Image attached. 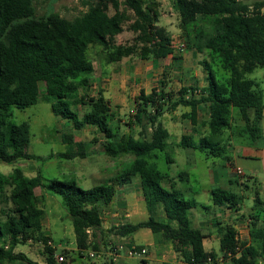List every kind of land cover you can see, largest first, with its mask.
<instances>
[{
    "label": "trees",
    "instance_id": "obj_1",
    "mask_svg": "<svg viewBox=\"0 0 264 264\" xmlns=\"http://www.w3.org/2000/svg\"><path fill=\"white\" fill-rule=\"evenodd\" d=\"M35 1L0 0V162L32 157L27 151L28 123L15 124L9 117L13 106L26 108L36 104L41 93L52 103L53 112L71 120L76 129L96 127L104 136L101 147L105 154L113 158L131 154L134 158L114 178L91 188L81 187L76 179H46L41 172L28 176L21 167L0 172V203L9 199L12 204L9 212L4 211L6 218L0 213V264H40L14 250L19 243L31 239L43 240L47 262L56 263L55 248L49 244L51 237L43 230L46 211L37 193L40 187L62 196L73 222L80 257L86 256L88 249L117 246L101 234L126 237L141 228H150L156 237L172 244L185 264H264V200L256 180H231L253 190L250 239L241 240L231 223L219 222L220 252L208 251L204 245L206 233L194 226L190 217L199 202L185 198L177 181L160 170L156 161L159 153L167 149L170 138L160 117L179 106L192 108L184 116L192 117L195 124L198 105L208 104L207 133L198 139L184 135L179 142V146L200 150L207 158L232 162L234 140L253 145L263 136L264 90L250 74L264 68V0H175L186 46L200 53L210 50L211 60L202 61L206 85L173 92L161 81L160 88L155 87L148 94L142 91L132 122V126L141 128L138 137L133 133L120 134V126L112 122L116 115L102 92L90 96L81 89L91 86L93 46H102L104 58L110 63L133 55L161 59L174 54L172 36L155 32L160 11L152 6L154 1L83 0L87 9L73 18L53 9L38 16ZM110 8L114 9L113 14ZM129 10L134 12L130 27L136 33L135 43L119 44L117 35L131 19ZM80 105L88 107L82 116L75 109ZM63 141L67 149L57 156H89V142L75 141L71 133L64 134ZM96 141L97 137L92 143ZM167 161L172 162L173 158L167 156ZM137 175L149 217L105 230L104 209L112 203L118 187ZM180 177H189V173L181 172ZM211 195L215 205L227 204L237 210L245 198L239 191L221 187L212 189ZM98 235L103 241H98ZM62 254L66 256L62 264L74 262L66 250Z\"/></svg>",
    "mask_w": 264,
    "mask_h": 264
},
{
    "label": "rangeland",
    "instance_id": "obj_2",
    "mask_svg": "<svg viewBox=\"0 0 264 264\" xmlns=\"http://www.w3.org/2000/svg\"><path fill=\"white\" fill-rule=\"evenodd\" d=\"M122 1V0H121ZM148 2L154 1L152 6L160 11V16L162 15V28H155L156 33H163V29L170 28L169 34L172 36V39L182 40V29L180 27V17L179 10L176 6L175 0H147ZM253 2L254 0H247ZM158 2V5H157ZM162 5V6H161ZM124 7V6H123ZM36 15L44 16L48 14L52 9L56 12H59L61 15L67 18H73L76 15H79L87 9V6L83 4V0H36L35 1ZM110 14L114 13V9L110 8ZM131 19L126 21L124 24V30L119 35H117L116 41L119 44H133L135 43L136 33L130 27L131 22L134 18V12L129 10ZM168 19V22H166ZM141 46V45H140ZM93 60L96 62L98 68L102 64L106 63L104 58L105 51L102 49V46L96 45L93 46L90 50ZM201 60L208 59L211 60V53L209 49H205L204 52L199 54ZM179 61V59H175ZM195 64L199 66L198 62L194 60ZM147 61H142L138 55H133L128 63L121 64L115 63L113 67L115 68L113 72L117 75L122 74V76L127 77L136 71H145L147 66ZM104 66V65H103ZM170 66L166 71H161L158 76L159 80H155L153 86L156 88L161 87L162 79H171L175 73L179 72L178 80L182 82V79H186L181 76L182 66L177 67L176 65ZM102 67V66H101ZM172 67V68H171ZM203 69V67H202ZM214 69L219 71L218 66H214ZM110 74L111 70L108 71ZM224 75V71L222 72ZM220 75V73L218 74ZM251 77L258 79L261 82L262 88L264 89V68L256 69ZM179 81V82H180ZM131 84V83H129ZM151 85V84H150ZM132 87L128 89V97L124 104H121L119 107L115 108L113 111L116 115L112 121L114 125L120 126V134L133 133L135 136H139L141 128L139 126L133 125L134 114L136 113V104L135 98L131 95ZM134 91V90H133ZM82 93L88 95H97L98 89L90 87L88 90L81 89ZM132 96V97H130ZM75 109L82 116L84 111L88 109L87 106H77ZM184 107H179L177 115L167 113L163 118L165 123L172 125L173 123H180L182 131V126L184 119L181 117V113ZM11 116L9 117L10 122L15 124L28 123L30 129V143L28 146V153L32 156L29 159L21 158L12 163L0 162V172L9 173L15 167H21L24 170H27L28 175H36L38 172H41L46 179L50 178H59L63 180L76 179L79 185L83 188H91L99 183L106 182L111 178H114L120 169L125 163L130 162L134 156L131 154L124 155L119 158H113L102 151L101 143L104 139V136L98 132L96 127L85 126L82 129H76L73 125V122L69 119L57 116L52 109V103L46 101L43 98V93L40 94L39 100L36 104H33L26 108H19L16 106L12 107ZM167 125V126H168ZM169 127V126H168ZM170 129V127H169ZM178 131V133H180ZM66 133L73 134L75 141H84L89 142L90 144V154L86 158H74V159H65L57 156L59 152L65 151L67 145L63 141V135ZM183 132L180 133V137ZM97 137L98 141L94 144L92 140ZM169 145L164 152L159 153V158L156 160L157 165L160 170L171 175H177L178 181L180 184V189L183 190L184 196L187 199L196 198L203 203V205L198 204L197 208H194V212L190 213V217L193 221V224L196 227L204 226L206 228L207 222L203 220L204 217L211 219L216 216L219 209H216L214 203L211 204V208H205L209 196L206 191L203 189L202 184L210 178V172L214 169H219L213 165V161H216L217 164L224 162L221 158L212 157L210 159H205V154L200 150H192L191 148H186L182 146H176L177 139L175 136L169 138ZM167 156H171L176 159V162L167 161ZM193 157L195 160V167H191L188 161V158ZM210 166V167H208ZM210 168V169H209ZM185 170H190L191 176L190 180L187 181L186 178H181L180 173ZM32 173V174H31ZM94 173V174H92ZM240 176L238 173L235 176V179ZM139 178V176H137ZM140 179V178H139ZM136 177L134 179V182ZM242 188V189H241ZM235 191L244 193L245 198L243 201V214L241 216L250 217L249 214L252 212L253 206V190L243 187V186H233ZM198 194H194V192ZM10 192V190H8ZM37 193L41 196L42 202L41 205L46 211V215L43 221H45V227L52 236L54 241L55 253L58 255L62 254L66 250L69 257L71 255L75 258L73 264H86L90 263V258L88 259L87 254L89 249L86 252V256L80 257L78 254V247L76 241V234L73 226L71 217L68 214L67 209L63 204V198L59 193L49 191L45 187L37 188ZM263 197V196H262ZM136 209L133 210V218L130 222L136 223L142 220H145L149 217V212L147 211L145 201L142 200V194L139 192L136 197ZM12 207L11 201L9 199L0 203V213H2L3 218H6L4 211H10ZM3 210V211H2ZM204 216H203V215ZM201 225V226H200ZM106 238V240L111 243L129 245L133 244L123 239L121 236L116 234H101ZM109 235V236H107ZM98 241H103L98 235ZM239 236H241L239 234ZM108 237V238H107ZM132 241L136 243H147L149 241H154V245L143 244L148 248V257L149 259L143 261L141 257L130 258L128 264H171L163 260H169L176 255V264H179L178 261H181L179 255L174 250L171 243L165 241L161 237H156L150 228H141L134 234L129 236ZM216 248H220V243L216 242ZM16 248L18 251H27L30 253V256L37 261L47 263L46 257L48 256L45 248L44 241L41 239H31L27 243H19ZM71 254V255H70ZM125 258H122L117 264H121ZM160 260L162 262H160ZM24 262V261H23ZM19 262V263H23ZM183 262L181 261V264ZM25 264V263H23ZM56 264H61L56 263Z\"/></svg>",
    "mask_w": 264,
    "mask_h": 264
},
{
    "label": "crops",
    "instance_id": "obj_3",
    "mask_svg": "<svg viewBox=\"0 0 264 264\" xmlns=\"http://www.w3.org/2000/svg\"><path fill=\"white\" fill-rule=\"evenodd\" d=\"M179 17H180V13H179ZM162 18L163 16L161 15L158 22L154 26L155 28H162V21H161ZM166 22H168V19H166ZM180 22H181V18H180ZM163 30H164V33L171 31L170 28H165ZM172 43L174 47L173 55H169L161 59L141 58L142 61L148 62L146 66V70L136 71L135 73L129 76L130 79L122 76V74L117 75L115 72H113L115 71L114 70L115 68L113 67V65L115 63H121V64L128 63L132 56L124 57L122 60L118 62L110 63L106 61V63L108 64H102L101 65L102 67L100 66L99 68L96 65V62L93 60L94 61V72L91 75V80H90L91 86L90 87H93L94 89H98V94L90 95V96H98L99 93L102 92L103 96L109 101L112 111H115L116 107H119L121 104H124L127 97L129 96L128 89L129 87H132L131 95L133 96L135 95L134 98H135V104H136V100L140 96L141 92L144 91L146 94L150 93L155 88V86H153V84L155 83V80L156 81L159 80L158 74L161 71H166L172 65H174L173 68L176 65H178L177 67L182 66L180 77H185L186 79H182V82L178 80L179 72H177L174 74V76L171 79L167 80L164 78L160 80V81H165L167 90L177 92L178 90L184 87L193 86V87L202 88L203 86H205L206 85V73H205L204 66L202 64L203 60H201V58L199 57V54L201 53L195 49L188 48L187 46L183 50H180L179 48L181 44L185 43L184 38H182V40H177L173 38ZM175 59L177 60L179 59V61H176ZM194 60L198 62L199 66L195 64ZM110 70L112 72L111 74L108 72ZM166 74H167V71H166ZM256 80L261 85V82L258 79ZM179 107H177V109L175 110L165 111L160 117V120L168 128L170 132V137L175 136V138L177 139V142L175 144L176 146H179V142L184 135H193L195 139H198L200 138V136L206 134L208 128L205 125V123L209 118L208 104L198 105L195 124L192 121V117L184 116V114L189 113L192 110V108L182 106L184 107V109L181 113V117L182 119H184V122L182 126L183 127L182 131H180L181 129L180 123H173L172 125H168L165 123V120L163 118V116L167 115V113L177 115L178 113L177 111ZM239 123H243V121L239 119ZM167 125L170 127V129ZM262 128H263V136L253 145L241 143L240 141H237V140L233 141V147H231L232 162L224 161L219 164H217L216 161L212 162L213 165L214 166L217 165L219 169L211 170L210 178L206 181V183L202 184V186L204 187L203 189L206 191L207 195L209 196L208 201L206 203L207 205H205V208L210 209L211 204L213 203L212 195H211L212 189L218 188V187L225 188V189H229V188L233 189V186H235V184L231 183V180L235 179V176L238 173L236 171L237 168H241L244 173L242 175L238 173L240 176H238L237 179L240 180V182L246 181V179L256 180L258 182L260 196L264 200V111H263V118H262ZM178 131H180V133L183 132V134L181 135V138H179L180 133H178ZM168 145H169V141H168ZM205 159L206 161H208L207 159H210V158H207L205 156ZM174 161L176 162L175 158H173L172 162ZM188 161L192 168L195 167L196 163L193 157L191 158L189 157ZM24 171L27 174V170H24ZM185 171L189 173V177H184V178H186V180L189 181L191 172L190 170L189 171L185 170ZM28 176H35V175H28ZM137 176H134L131 182L121 187H118L117 193L112 203L104 209L103 228L105 230H109L113 226H118L125 222H130V220L133 218L132 216L134 215L133 210H135L137 207L135 197L139 192H141L142 200H144L141 179H139L140 177L137 178ZM171 176L175 179V181H177V186L180 188V184L177 179L178 176L173 175V174ZM135 177H136V180L134 182ZM194 194L196 195L198 194V192L196 191L194 192ZM196 200L199 202L200 205H203L201 201H199L198 199ZM252 201L254 204V198H252ZM214 206L216 209H219L218 213H216V216L212 217L211 219H207L206 217H204L203 220H201V222L203 221L207 222L206 228L204 226L200 227L204 230V232L207 235L206 238L204 239V245H205L206 250L220 252V250L216 248L217 246L216 242L220 243V235L218 233V223L219 222L231 223L237 229L238 236L239 234L241 235L239 236L241 240L250 239L251 220L249 217L241 216L244 212L242 203L239 204L238 210L234 207H229L227 204H223V205L214 204ZM194 210L195 209L193 208L191 212H194ZM44 227H45V221H43L44 233L51 237L50 241L53 242L52 246L54 247V241L52 239V236L50 235V233H48L46 229H44ZM122 238L133 244H138L135 241H132L129 236L122 237ZM154 243H155L154 241L153 242L149 241L147 243H140V244L142 245L148 244V245L153 246ZM14 250L15 252H24L31 259H33L30 256V253H28L27 251H18L17 248H15ZM54 258H55L56 263H60L57 260L56 253L54 255ZM148 259L149 257L147 256L145 260H148ZM176 259H177L176 255L173 254V256L169 258V260H163V261L170 262L171 264L172 263L176 264L177 262ZM34 261H37V260H34ZM129 261H130V258L125 259L123 262H121V264H128L126 262H129ZM37 262H39L40 264H45L40 261H37ZM160 262L162 261L160 260ZM23 263L29 264L26 261H24ZM23 263L18 262V264H23ZM178 263L181 264V261H178Z\"/></svg>",
    "mask_w": 264,
    "mask_h": 264
},
{
    "label": "built area",
    "instance_id": "obj_4",
    "mask_svg": "<svg viewBox=\"0 0 264 264\" xmlns=\"http://www.w3.org/2000/svg\"><path fill=\"white\" fill-rule=\"evenodd\" d=\"M185 47L186 44L182 43L179 49L183 50ZM236 171L241 175L244 174L241 168H237ZM52 243H53L52 241H49V244L52 245ZM147 253H148L147 246L142 244H129V245L118 244L114 248L110 246L107 249L90 250L88 254L92 264H117V262H119L122 258L128 259V258L141 257L145 259L148 256ZM57 260L59 262H63L66 260V256L64 254H60L57 256Z\"/></svg>",
    "mask_w": 264,
    "mask_h": 264
}]
</instances>
